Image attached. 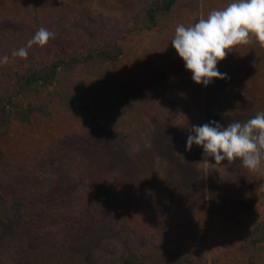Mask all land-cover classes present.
I'll return each mask as SVG.
<instances>
[{"label":"rangeland","instance_id":"rangeland-1","mask_svg":"<svg viewBox=\"0 0 264 264\" xmlns=\"http://www.w3.org/2000/svg\"><path fill=\"white\" fill-rule=\"evenodd\" d=\"M150 1L0 0V29L37 32L43 26L54 32L44 53L38 52L42 56L30 47L27 56L15 57L20 67L42 66L92 50ZM226 4L176 0L168 28L128 37L121 61L106 71L115 97L95 121L70 117L58 123L36 114L26 125L12 117L0 140V201L22 202L23 214L11 211L0 220V264H37L34 255L41 264H54L62 250L83 256L85 264H114L124 249L143 254L158 240L210 264H248L242 246L264 220V165L251 171L239 160H205L202 146L186 150V138L189 125L243 123L264 111V44L236 46L218 63L230 79L214 78L207 87L193 81L171 45L178 24H194ZM157 75L180 112L168 116L161 108L160 117L145 123L144 138L134 142L126 140L128 131L110 132L136 99L155 90ZM54 88L40 87L27 98L46 104ZM104 176L123 192L130 233L98 192ZM140 188L156 193L149 194L153 199L170 200L177 226L154 234ZM255 261L264 264V245Z\"/></svg>","mask_w":264,"mask_h":264},{"label":"trees","instance_id":"trees-1","mask_svg":"<svg viewBox=\"0 0 264 264\" xmlns=\"http://www.w3.org/2000/svg\"><path fill=\"white\" fill-rule=\"evenodd\" d=\"M228 3L230 0H216ZM176 0H151L138 12L128 18L123 27L116 30L114 35L104 39L90 51H82L67 57L51 60L39 66L33 63L30 66L20 67L13 52L23 46L35 35V31L21 29H0V140L8 133L12 117L26 125H32V117L40 114L39 118L49 121L64 123L67 118L75 117L78 121L88 118L95 121L107 109L110 98L115 97V92L107 80V67H116L125 54L123 42L134 34L151 32L156 28H168L169 20L173 15ZM165 25V26H164ZM38 54L43 52L42 45L31 46ZM38 54V56H42ZM4 56L8 57L6 63L2 62ZM158 85L143 98L135 100V104L127 109L126 118L108 126L110 132L122 134L128 131L125 138L134 142L142 139L144 125L152 117H160V109L166 115L180 112L181 105L175 100L167 98L166 88L160 75L156 76ZM55 86L50 92L46 104L33 105L28 100V93L38 91L40 87ZM18 100H22L18 104ZM0 147V157L2 156ZM1 166V161H0ZM101 198L109 201L115 216L125 225L130 233L131 229L126 224L125 211L122 206L121 190L114 189L111 177L104 176L98 186ZM143 210L147 219L153 221L154 234L159 230L165 232L171 225L177 226L178 218L172 213V204L167 197L153 199L145 188L138 191ZM22 202L0 201V220H5L11 211L22 215ZM186 217V216H184ZM188 218L186 217V220ZM184 220V219H181ZM160 238V237H159ZM264 245V220L258 222L253 232L243 243L242 250L248 259V264H256L255 256L259 248ZM54 264H85L83 256L62 250ZM32 261L41 264L34 255ZM114 264H210L202 258H193L178 249L168 248L164 242L158 240L148 247L147 252L139 254L123 250L116 257ZM220 264V263H212Z\"/></svg>","mask_w":264,"mask_h":264},{"label":"clouds","instance_id":"clouds-1","mask_svg":"<svg viewBox=\"0 0 264 264\" xmlns=\"http://www.w3.org/2000/svg\"><path fill=\"white\" fill-rule=\"evenodd\" d=\"M55 33L41 26L13 55L27 56L33 44L44 45ZM257 41L264 44V0H230L223 8L211 10L206 17L185 26L178 24L171 45L184 61L192 79L205 87L215 79H230L221 72L218 63L238 45ZM7 56L2 58L6 63ZM202 146L205 160L213 157L215 163L239 160L251 171L264 165V111L257 112L245 122L222 124L216 120L189 125L186 150Z\"/></svg>","mask_w":264,"mask_h":264}]
</instances>
